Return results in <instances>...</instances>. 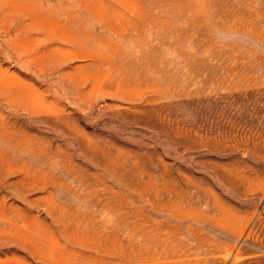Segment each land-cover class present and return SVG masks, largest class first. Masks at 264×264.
Here are the masks:
<instances>
[{"label": "rangeland", "instance_id": "1", "mask_svg": "<svg viewBox=\"0 0 264 264\" xmlns=\"http://www.w3.org/2000/svg\"><path fill=\"white\" fill-rule=\"evenodd\" d=\"M0 264H264V0H0Z\"/></svg>", "mask_w": 264, "mask_h": 264}]
</instances>
